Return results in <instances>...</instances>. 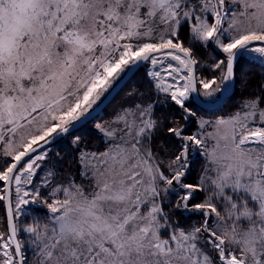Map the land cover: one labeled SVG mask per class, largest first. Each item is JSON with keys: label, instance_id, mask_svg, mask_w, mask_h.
Listing matches in <instances>:
<instances>
[{"label": "snow or ice", "instance_id": "obj_1", "mask_svg": "<svg viewBox=\"0 0 264 264\" xmlns=\"http://www.w3.org/2000/svg\"><path fill=\"white\" fill-rule=\"evenodd\" d=\"M245 57L264 66V0H0V264H264V85L194 107ZM133 70L156 98L94 117Z\"/></svg>", "mask_w": 264, "mask_h": 264}, {"label": "rangeland", "instance_id": "obj_2", "mask_svg": "<svg viewBox=\"0 0 264 264\" xmlns=\"http://www.w3.org/2000/svg\"><path fill=\"white\" fill-rule=\"evenodd\" d=\"M200 55L203 59L208 60V61H210L213 57H216V58L222 57L221 53L213 52L211 50L203 51L201 52ZM254 68H257L258 76L260 73L263 76V77L259 76V78L262 79L261 85L259 88H261V86L264 85V66H261L258 61L253 62L249 58L245 57L239 60L235 67L237 86H236V79H235L234 89H236V87L238 88V85L239 86L241 85V81H243V83L245 82L244 80V77L246 76L245 73H247L249 70L251 71ZM241 87L242 85L240 86V89H238L239 96L237 95L234 99L227 101L225 105L219 111H216L217 115H227V114L234 112L237 109V107L245 99L249 98L242 93L243 87L242 88ZM133 90H139L141 92H145L146 96L151 97L152 99L156 98L149 87L147 79L144 76L143 70H141L134 76V78L125 87V89L116 97L114 102L103 112L102 115L98 117L102 118L103 120H108L112 117L113 113L121 105L133 103L137 99V97L129 95V93L132 92ZM247 92L251 97L260 91L254 92L253 90L252 91L247 90ZM194 107L196 109H201L197 107L195 104H194ZM160 110L161 109L158 108V111ZM189 130L194 131L195 124L190 125ZM74 134L81 135L89 147H100L101 149H103L104 147V145L100 143L97 137V133L95 132V129L91 123L87 124L86 126H83L77 131H74ZM74 154H75L74 149L71 144V136L62 138L58 140L54 145L51 146V150L49 151V161H50L49 166L55 168L58 176H65L68 174L77 175L78 168L75 165L74 160H73ZM191 160H192L191 173L188 177V180L189 182H195L197 176L199 175L203 162L198 156L191 157ZM40 175L43 176V173H41ZM0 215H3V208H0ZM187 222L190 223L191 221H187Z\"/></svg>", "mask_w": 264, "mask_h": 264}, {"label": "water", "instance_id": "obj_3", "mask_svg": "<svg viewBox=\"0 0 264 264\" xmlns=\"http://www.w3.org/2000/svg\"><path fill=\"white\" fill-rule=\"evenodd\" d=\"M139 72V71H138ZM137 71L133 70L132 72H129L124 79L121 81L120 86L116 89H114L110 95L107 96V98L104 100L103 104L100 105V107L93 113L94 117H98L103 114V112L114 102L116 97L125 89V87L131 82V80L134 78V76L138 73ZM235 87V82L232 90L226 94L224 101L220 104L215 106L212 109H208L207 106L199 104V102H195V105L203 110L206 111H212L216 112L219 111L225 103L231 98L233 91ZM82 125H77L74 131H77L78 129L82 128ZM57 142V141H56ZM55 142V143H56ZM53 143L52 145H54Z\"/></svg>", "mask_w": 264, "mask_h": 264}, {"label": "trees", "instance_id": "obj_4", "mask_svg": "<svg viewBox=\"0 0 264 264\" xmlns=\"http://www.w3.org/2000/svg\"><path fill=\"white\" fill-rule=\"evenodd\" d=\"M237 71V70H236ZM239 71V70H238ZM250 71V70H249ZM248 71V72H249ZM248 72L246 73V76L244 77V80H245V82L243 83V81H241V85H242V89H243V91H242V93L244 94V95H246L247 97H250V95L248 94V92H247V90L249 91H254V92H256V91H260V89L261 88H259L260 87V85H261V78H259V76H261V77H263L262 76V74L260 73L259 74V76H258V70H257V68H254V69H252L250 72H249V74H248ZM257 73V74H256ZM252 76V77H251ZM240 85V86H241ZM244 85V86H243ZM236 86H237V79H236ZM240 86L238 85V88L236 87V89H234V92H233V94H232V96H231V98L229 99V100H231V99H234L237 95H238V89H240ZM239 96V95H238ZM243 96V95H242ZM228 100V101H229Z\"/></svg>", "mask_w": 264, "mask_h": 264}]
</instances>
